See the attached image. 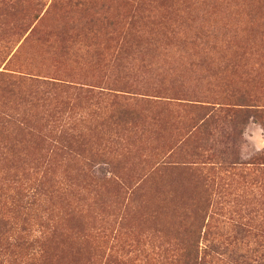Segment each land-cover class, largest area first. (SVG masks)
<instances>
[{
	"label": "rangeland",
	"instance_id": "374dc122",
	"mask_svg": "<svg viewBox=\"0 0 264 264\" xmlns=\"http://www.w3.org/2000/svg\"><path fill=\"white\" fill-rule=\"evenodd\" d=\"M4 111L0 264H264V0H0Z\"/></svg>",
	"mask_w": 264,
	"mask_h": 264
},
{
	"label": "trees",
	"instance_id": "16d2710c",
	"mask_svg": "<svg viewBox=\"0 0 264 264\" xmlns=\"http://www.w3.org/2000/svg\"><path fill=\"white\" fill-rule=\"evenodd\" d=\"M31 76V75H28ZM37 83H39L38 81H36ZM13 83H28V84H33L35 83L34 80L27 78H20V77H15L13 78ZM43 84H45L44 82H42ZM244 96H241L240 98H243ZM247 99V98H246ZM243 100V102H238L239 104H236L235 106H237V109L235 110L234 113H238V114H246V113H251L253 114L255 117L259 116L260 111L259 109H257L254 105H249V101L248 100ZM215 113V111H214ZM262 114V113H261ZM15 119V115L12 114L11 112H0V121L3 123H9V122H14ZM56 122V121H55ZM259 159L264 160V149L262 150V152L260 153V155L258 156ZM264 164V163H262ZM15 224V222H14ZM1 227H3L4 229L9 227L10 229H12L13 227L11 226L10 221H5L4 219H2V217H0V238L4 237V233H2L1 231ZM9 230V229H8ZM202 254H206V256H208L210 259H213L214 256L211 254V252H209V250H206L204 252H202ZM199 255L198 249H194V248H190L187 249L185 254H184V258L185 261L183 264H210V261H203V258H201L200 263L197 262V257Z\"/></svg>",
	"mask_w": 264,
	"mask_h": 264
}]
</instances>
